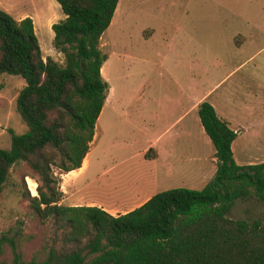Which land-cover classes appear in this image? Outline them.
Returning a JSON list of instances; mask_svg holds the SVG:
<instances>
[{
    "label": "rangeland",
    "instance_id": "rangeland-1",
    "mask_svg": "<svg viewBox=\"0 0 264 264\" xmlns=\"http://www.w3.org/2000/svg\"><path fill=\"white\" fill-rule=\"evenodd\" d=\"M0 8L15 20L24 13L34 17L43 60L48 56L62 63L46 26L48 19L63 17L54 0H0ZM99 49L107 55L100 75L108 90L87 167L75 181L83 201L116 208L137 204L146 192L137 190L135 178L149 176L151 168L139 153L154 148L151 141L159 133L162 145L176 155L182 157L184 145L186 157L166 189H200L212 174L207 155L213 151L198 123L200 101L237 131L235 163L264 162V0H118ZM23 85L17 76L0 75V148L8 147L10 133L25 129L14 105ZM10 178H22L18 188L36 195V181L24 163L11 167ZM227 217L264 221V206L251 198L234 200ZM52 232L50 220L40 222L26 200L8 185L2 189L0 235L16 234L23 259L42 256ZM1 247V258L9 259L8 246Z\"/></svg>",
    "mask_w": 264,
    "mask_h": 264
},
{
    "label": "trees",
    "instance_id": "trees-1",
    "mask_svg": "<svg viewBox=\"0 0 264 264\" xmlns=\"http://www.w3.org/2000/svg\"><path fill=\"white\" fill-rule=\"evenodd\" d=\"M54 1L63 17L50 24L51 45L62 63L43 60L30 17L15 20L0 8V75L24 81L14 105L25 126L0 148V193L8 185L53 229L43 255L27 260L16 234H1L0 264H264V221L227 217L234 200L251 198L264 206V162H234L230 144L236 132L206 101L196 111L215 169L200 189L158 191L115 215L60 203V177L80 166L108 90L100 75L107 55L99 37L118 0ZM153 155L148 148L143 158ZM18 163L35 179L36 195L18 188L22 178L11 180L10 169ZM3 244L7 260L1 258Z\"/></svg>",
    "mask_w": 264,
    "mask_h": 264
},
{
    "label": "crops",
    "instance_id": "crops-1",
    "mask_svg": "<svg viewBox=\"0 0 264 264\" xmlns=\"http://www.w3.org/2000/svg\"><path fill=\"white\" fill-rule=\"evenodd\" d=\"M25 14L26 13H24V15H21L18 19H21V18L25 17L26 16ZM18 19H16V20H18ZM31 21H32V24H33V27H34L35 26L34 17L31 18ZM51 23H53V20L52 19H48L46 21V26L50 27ZM100 71H101V68H100ZM197 102L192 104V105H190L188 107V109H187V112L190 111L191 109H193L194 106H196ZM213 109H214V111L216 113V110H215L214 107H213ZM186 113L181 115L180 117H183L184 115H186ZM196 113H197V111H196ZM216 115L218 117H220L221 119L225 120L227 122L228 127L231 130H233V131L235 130L234 128H232L230 126V122H229V120L226 117H222L221 115H218L217 113H216ZM198 123H199V120H198ZM200 129L203 132L201 126H200ZM182 133L186 134V131L182 130ZM162 134L163 133H159L156 136L154 135V137H153V139L151 141V144H153V147H154V148H152V150L154 152V155H153L152 158H150V159H144L143 158V153L145 152L144 149L141 150L140 153H139V156L141 157L142 161L146 160L148 162H151V168H150V171H149V173H150L149 176H146L145 174L144 175L139 174V176L137 178H135L137 181H139L138 182L139 183V185H138L139 188L137 187L138 188L137 190H140L142 192H146V194L139 200V202L137 204L132 205V206H128V207L116 208V207H113V206H104V205H102L100 203H95V202H93L91 200L83 201L81 199V197H79L78 195L76 196L77 192H79V190H78L79 188H78V186L75 187V185H76L75 181H76L77 178H79L83 174L84 170L87 167V165H86V167L84 169H82V164L81 163H83V161H85V159L88 158L89 149L87 150L86 154L82 158L83 161L81 160L80 166L77 169L68 171L65 174L61 175L60 182H59V190L62 193V197H61L60 203L63 204V205H66V206H77V205L97 206V207L105 210L109 214L115 215V214L124 213L126 211H129V210L137 207L142 202H144L148 197H150L152 194H154V192L162 191V190H165L166 188H168L167 186H169L168 185L169 182H172L174 180V179L170 180V177L172 176V174L175 173L176 171H179L180 168H182V170L184 169V161L186 162V157H185L184 145H183V152H182L183 155H182V157H181V155H176L175 152L172 149L165 148L162 145V142L160 141V139L162 138ZM236 134H237V131H236ZM93 138H94V134L92 136V139ZM234 140H235V138L232 140V142L230 144L231 153H232V143H233ZM212 153H213V151H212ZM212 153L208 154L207 158H208V160H209V162L211 164V170L210 171L213 174L214 169H215V165H214V159L212 158ZM232 155H233V153H232ZM176 156L179 157L178 158L179 164L177 166H175L173 164V161H175V159H177ZM188 160H190V158ZM181 163H183L182 166H181ZM210 171H209L208 174H210ZM205 183H203V185ZM87 184L89 185V182ZM158 188H160V189H158ZM137 190H136V192H138ZM118 210H120V211H118Z\"/></svg>",
    "mask_w": 264,
    "mask_h": 264
},
{
    "label": "bare ground",
    "instance_id": "bare-ground-1",
    "mask_svg": "<svg viewBox=\"0 0 264 264\" xmlns=\"http://www.w3.org/2000/svg\"><path fill=\"white\" fill-rule=\"evenodd\" d=\"M87 159H85V161H83V163H82L83 168L82 169H84V166L87 165Z\"/></svg>",
    "mask_w": 264,
    "mask_h": 264
}]
</instances>
